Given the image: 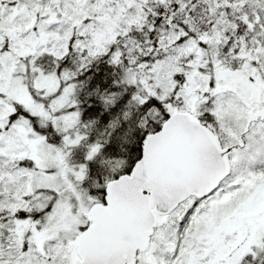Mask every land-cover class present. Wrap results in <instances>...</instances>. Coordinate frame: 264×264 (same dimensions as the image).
<instances>
[{"label": "snow or ice", "instance_id": "snow-or-ice-1", "mask_svg": "<svg viewBox=\"0 0 264 264\" xmlns=\"http://www.w3.org/2000/svg\"><path fill=\"white\" fill-rule=\"evenodd\" d=\"M0 264H264V0H0Z\"/></svg>", "mask_w": 264, "mask_h": 264}]
</instances>
